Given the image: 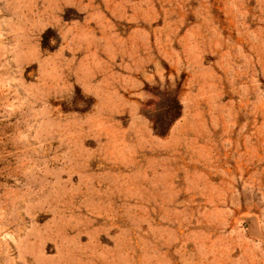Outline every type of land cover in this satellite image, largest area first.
Here are the masks:
<instances>
[{
	"label": "rangeland",
	"instance_id": "obj_1",
	"mask_svg": "<svg viewBox=\"0 0 264 264\" xmlns=\"http://www.w3.org/2000/svg\"><path fill=\"white\" fill-rule=\"evenodd\" d=\"M0 264H264V0H0Z\"/></svg>",
	"mask_w": 264,
	"mask_h": 264
}]
</instances>
